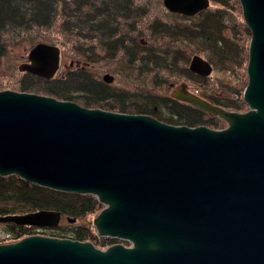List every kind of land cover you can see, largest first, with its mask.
<instances>
[{"label":"water","instance_id":"1","mask_svg":"<svg viewBox=\"0 0 264 264\" xmlns=\"http://www.w3.org/2000/svg\"><path fill=\"white\" fill-rule=\"evenodd\" d=\"M162 1L186 16L210 2ZM238 1L250 30L247 109L214 104L185 82L171 92L225 128L0 89V176L96 197L104 205L91 219L96 236L130 243L101 248L27 234L0 242V264H264V0ZM59 65V47L38 42L18 70L50 78ZM188 68L200 76L212 70L198 54ZM60 218V211L39 209L0 215V222L55 227Z\"/></svg>","mask_w":264,"mask_h":264},{"label":"trees","instance_id":"2","mask_svg":"<svg viewBox=\"0 0 264 264\" xmlns=\"http://www.w3.org/2000/svg\"><path fill=\"white\" fill-rule=\"evenodd\" d=\"M150 1L151 6H155L158 5L156 2L159 0ZM210 1L220 7L199 11L198 13H202L203 17L196 28L191 32L187 29V33L184 34L176 31L178 25L175 22H170L166 16L157 14L160 9L151 6L143 8L136 0H61L60 2L59 0H0V63L9 44L21 38L23 34H28L27 38H30L32 43L30 47L36 43L35 41L44 40L59 47L61 58L64 50L71 54L67 65L57 70L50 78L17 69L14 71L20 74L17 83L0 79V89L14 88L46 94L90 108L145 113L172 124L188 126L208 124L213 119L207 121L203 111L159 91L164 84L163 69L178 72L181 76L184 74L195 75L198 79L208 78L189 70L187 62L190 56L186 52L200 54L202 51L210 57L211 50L216 54L214 61L236 59L237 56H241L242 51L232 55L228 48L231 45H239L235 41L236 37H225L222 34L225 21L230 19L223 15V12L227 10L230 12L229 5L232 3L236 4L239 10V2ZM230 22L234 23V19ZM240 24L243 29H247L244 22ZM141 30L145 32L146 37H149L147 39L149 45H82L84 42L89 44L134 41L135 35L130 39L129 32L138 34ZM157 31L162 34L155 40L163 45L151 44L154 40L152 33ZM56 32H61L59 35L62 37L56 36ZM194 32L195 34L192 35ZM68 34L77 37L76 40H70ZM179 34L193 39L198 38L204 45H189L191 50L186 51L182 48L185 44L180 42ZM56 38H59V43ZM67 38L72 45L67 43ZM187 39L191 40V38ZM111 62L116 67L107 66L109 69L101 76L92 69L101 63ZM116 69L119 72H116ZM104 74H108L107 78L111 77V79H105ZM118 75L119 81H117ZM242 88L243 86L239 89L237 98ZM237 98L227 102L226 99L213 97L210 101L242 109L243 102ZM211 124L218 126V121ZM100 206L101 203L92 195L50 189L25 181L14 174L0 176V215L52 209L60 211L61 217L66 219L75 218V221L87 219L84 225L71 223L66 227L41 228L34 225L14 224L10 229L12 239L43 229L42 233L46 235L89 240L95 243L96 235L90 217L102 208Z\"/></svg>","mask_w":264,"mask_h":264},{"label":"rangeland","instance_id":"3","mask_svg":"<svg viewBox=\"0 0 264 264\" xmlns=\"http://www.w3.org/2000/svg\"><path fill=\"white\" fill-rule=\"evenodd\" d=\"M61 0H59L60 2ZM138 2V4L143 7L146 8L147 6H151L152 3L150 0H136ZM238 1V0H237ZM147 2V4H146ZM239 2V1H238ZM158 5H153L151 7H155L154 9H160L159 13L157 14H161L163 17L166 16L167 20L170 22H175L178 25V29L173 28L174 30L176 29L177 32L180 33H187V29L189 30V32L193 31L194 28H196V25L199 23V20L203 17L202 13H195L194 15L191 16H186L177 12H171L169 11L164 5H163V1L160 0L158 2H156ZM240 5V3H239ZM218 7V4H213L211 1L209 2V5L207 8H214V7ZM231 6V7H230ZM220 7V6H219ZM230 7V12L229 10L224 11L223 15L230 17L229 20L225 21V26L222 28V34L225 37L228 36H235V41L237 43H239V45H231L230 47H228L230 49V51L232 52V55L235 52L238 51H242L241 52V56H237L236 59L233 58H226L225 60H220L218 59V61H214V55L216 57V54H214V51H211V53H209L210 57L208 56V54H206L205 52H200L199 53H188L186 52L187 55L190 56L187 65L191 59V57L194 54H198L201 57L210 60V62L212 63L213 69L211 70L212 72H210L208 78L205 79H198L195 75H189V76H185L184 74L179 75L178 72L175 71H171L168 69H163L162 70V80H164V84H162V90L160 89L159 93H164V94H168L169 96H171V92L173 91V89L180 83L185 82L188 87L196 94H198L199 96L202 97H210L213 96L215 98H223L226 99L227 102H229V100H234L237 98V94H239V89H241V87L246 85L247 82V73H246V64H247V51H248V44H249V39H250V30L248 29H243L241 24L243 21V17H242V11H241V6L240 9L238 10L236 4L232 3V5H229ZM148 8V7H147ZM206 9V8H205ZM204 10V9H203ZM201 11V10H200ZM159 16V15H157ZM234 19V23H231L230 20ZM238 22V23H237ZM183 30V31H182ZM182 31V32H181ZM61 32H56V36H58ZM144 31H139L138 34L136 33H132L129 32V36L131 37L130 39L133 38V35H135V39L134 41H125L127 44L130 43H134L135 45H149L150 43L148 42V38L146 37L144 34ZM51 35L53 33H50ZM151 34V33H150ZM161 32L157 31L156 33H152L153 35V41L151 42L152 45H163V43H161L160 41L155 40V38H157L159 35L161 36ZM194 33H192V35H194ZM149 35V33L147 34ZM60 36V35H59ZM182 36V37H181ZM184 36V37H183ZM28 34H23L21 38H19L18 40L13 41L12 43L9 44V48L7 49L6 54L2 57L1 59V63H0V79L1 80H7L10 83H17L18 78H20V74L14 72L15 70L18 69V65L26 60V56L27 53L29 51V49L31 48L29 45H31L32 43L30 42V38H27ZM62 37V36H60ZM70 40H76L77 37H72L71 34H68L67 36ZM166 37V36H165ZM178 37L180 38V42L185 44L182 45V48L186 51H190L191 50V46L192 45H204L200 39L198 38H192V37H188L187 35H181L179 34ZM186 37V38H185ZM68 38H67V43L71 44L70 42H68ZM183 38V39H182ZM187 38H191L187 39ZM58 43L59 38H56ZM164 39V38H162ZM165 40V39H164ZM34 42V41H32ZM36 43L38 42H46V41H42V40H38L35 41ZM179 42V43H180ZM35 43V44H36ZM49 43V42H47ZM87 43V42H84ZM96 43L99 42H91L88 45H97ZM33 44V45H35ZM52 44V43H50ZM55 45V44H54ZM63 45V44H60ZM191 45V46H189ZM227 46V45H226ZM202 48V46H201ZM140 50H143L140 48ZM137 52H142V51H137ZM170 54V52H169ZM71 59V54L66 50L63 51V57H60V65H59V69H63L65 65H67L68 61H70ZM216 59V58H215ZM118 60H120L118 58ZM121 61V60H120ZM116 67L111 63H104V64H100L97 65L96 67L92 68L97 74H99L100 76L103 75V73H105V70H108L109 68L107 67ZM119 69V68H118ZM118 69H116V72H119ZM120 70V69H119ZM122 71V70H120ZM13 72V74L11 75V73ZM95 73V74H96ZM97 75V76H99ZM120 80V76L118 75L117 77V81ZM243 88L240 92V95L238 96L237 99H239L241 102H243L244 107L241 110L238 111H244L247 109V104L243 101L242 98V92H243ZM5 89V88H3ZM7 89H12V88H7ZM14 89V88H13ZM18 90V89H15ZM241 98V99H240ZM209 99V98H208ZM228 109H234L233 107H226ZM220 125L225 128L227 126L226 122H220ZM220 128V129H222ZM30 212V211H28ZM26 213V212H24ZM93 216L90 217V223H91V219ZM79 221V222H77ZM87 219H83V220H76L73 222L68 221L66 218L61 217V220L59 222V224L57 226H62V227H66L69 226L71 223H82L83 225L86 224ZM56 226V227H57ZM91 226L93 227L92 223ZM43 228V227H41ZM10 226H8L6 223H2L0 222V242H8V241H13L12 239V235L10 234ZM43 229H38L37 231H35V233L33 234H44L42 233ZM93 231H94V227H93ZM95 233V231H94ZM46 235V234H44ZM25 236V235H24ZM18 239V238H16ZM14 239V240H16ZM122 243V242H121Z\"/></svg>","mask_w":264,"mask_h":264},{"label":"flooded vegetation","instance_id":"4","mask_svg":"<svg viewBox=\"0 0 264 264\" xmlns=\"http://www.w3.org/2000/svg\"><path fill=\"white\" fill-rule=\"evenodd\" d=\"M97 45H135L134 43H130V44H127L126 42H120V43H117V42H115V43H103V42H99V43H96ZM82 45H88L87 43H83ZM205 59V58H204ZM207 60V59H206ZM210 64H211V66H212V63L209 61V60H207ZM212 69H213V66H212ZM212 72V71H211ZM192 73H194V72H192ZM194 74H196V73H194ZM196 75H198V74H196ZM200 76V75H199ZM209 76V75H208ZM187 87H188V85H187ZM188 89L191 91V92H193L189 87H188ZM196 94V93H195ZM171 97V96H170ZM200 97H202V96H200ZM173 98V97H172ZM202 98H204V97H202ZM208 98H210V99H208ZM208 98H204V99H206V100H208V101H210L211 100V98H213V96H210V97H208ZM175 99V98H174ZM177 100V99H176ZM179 101V100H178ZM183 102V101H182ZM211 102V101H210ZM186 103V102H185ZM213 103V102H212ZM189 104V103H188ZM214 104H216V103H214ZM191 105V104H190ZM218 105H220V104H218ZM221 106H223V105H221ZM194 107V106H193ZM223 107H227V106H223ZM196 108V107H195ZM199 109V108H198ZM236 109V108H235ZM201 110V109H200ZM236 110H241V109H236ZM201 111H203V110H201ZM203 114H204V117L207 119V121H212V119H213V121L212 122H217L218 121V126H213L214 124H211L212 122H209L208 124H200V125H205V126H208V127H210V128H213V129H220V128H222V127H224V125L223 126H221L220 125V122H223V120L222 119H220V118H217V117H214V116H212V115H210L208 112H205V111H203ZM225 122V121H224ZM195 126H197V125H195ZM100 207H104V205H102L101 204V206ZM60 220H61V218H60ZM60 222V221H59ZM2 223H6L8 226H10V228L12 227V225H14V223H12V222H2ZM16 225V224H15ZM96 235V234H95ZM14 240V239H13ZM94 241H95V245L96 246H98V247H101V248H105L106 246H109V245H111V244H114V243H117V242H122L123 244H125V245H130V243L128 242V241H125V240H121V239H117V238H114V237H109V236H96V238L94 239Z\"/></svg>","mask_w":264,"mask_h":264},{"label":"bare ground","instance_id":"5","mask_svg":"<svg viewBox=\"0 0 264 264\" xmlns=\"http://www.w3.org/2000/svg\"><path fill=\"white\" fill-rule=\"evenodd\" d=\"M210 1V0H209ZM198 95V94H197Z\"/></svg>","mask_w":264,"mask_h":264}]
</instances>
